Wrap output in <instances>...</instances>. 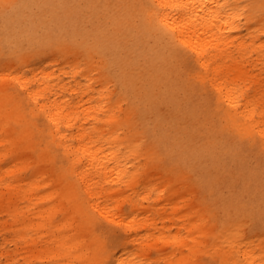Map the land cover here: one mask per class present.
Here are the masks:
<instances>
[{
	"label": "bare ground",
	"instance_id": "bare-ground-1",
	"mask_svg": "<svg viewBox=\"0 0 264 264\" xmlns=\"http://www.w3.org/2000/svg\"><path fill=\"white\" fill-rule=\"evenodd\" d=\"M122 7L132 18L121 31L122 39L133 46L151 41L158 57L161 51L162 56L173 57L174 64L182 66L188 86L206 93L235 133L253 140L264 151V77L251 75L246 68L249 63L264 69V0H126ZM1 44L12 53L23 48ZM35 54L34 59L20 60L31 62V77L16 67L7 69L10 62L0 64V215L5 216L1 227L14 230V241L26 239L30 229L37 232L23 247H36L35 254H30L33 259L58 251L68 264L73 259L83 264H106L110 259L112 264H133L123 257L126 253L115 255L134 241V234L124 232L127 240L114 238V253L104 250L98 232L92 230V238L87 237L74 215L55 222L53 207H37V190L50 188V197L60 199L59 205L67 202L72 211L79 208L80 193L83 202L106 196L121 198L124 190L136 195L138 185L144 188L139 193L141 200L152 188L162 194L167 187L157 186L159 178L148 172L153 148L135 134L132 109L123 106V99L109 104L106 80L96 78L100 88H95L88 73L81 83L76 80L77 66H72V84H57L59 91H68L71 101L60 98L55 96L58 92H49L52 72L45 70L43 55ZM117 61L111 73L115 66L120 67ZM5 80L17 81L21 106L9 94ZM30 80L35 87L31 88ZM9 98L13 105L7 102ZM167 180L173 186L172 179ZM173 194L179 196L177 190ZM24 201L29 206L20 209ZM100 202L94 201L93 206L115 219V213ZM31 214L42 222L33 224L28 219ZM187 220L188 235L197 245L202 242L198 237L208 234V217L195 209ZM65 225L69 229L61 233ZM107 229L111 236L114 229ZM226 230L214 243L221 258L229 264H264V244L259 247L251 238L244 241L246 236L236 229ZM44 237L52 246H38ZM175 238L181 241L179 236ZM186 258L181 255L178 264H185Z\"/></svg>",
	"mask_w": 264,
	"mask_h": 264
},
{
	"label": "rangeland",
	"instance_id": "rangeland-1",
	"mask_svg": "<svg viewBox=\"0 0 264 264\" xmlns=\"http://www.w3.org/2000/svg\"><path fill=\"white\" fill-rule=\"evenodd\" d=\"M123 1L0 0L1 43L11 49L23 47L12 53L0 43V64L10 62L12 66L7 69L16 67L19 73L31 77V62L20 60L42 54L45 70L52 72L49 92H58L55 96L70 101L68 91H59L57 84H72V66H77L76 80L81 83L88 73L95 88H100L96 78L106 80L109 104L122 98L123 106L132 109L135 134L153 148L149 175L159 178L157 186L167 187L159 195L152 188L144 200L139 198L144 190L141 185L136 186V195L124 190L121 198L106 196L91 202H83L80 193L79 208L73 211L67 202L59 205L60 199L50 197V188H40L37 207H53L55 222L74 215L87 237L96 230L104 250L113 253L117 245L114 238L127 240L124 232L134 234V241L115 255L126 253L123 257L128 263L176 264L181 255H186L185 264H229L216 253L214 245L227 228L244 234V241L251 238L259 247L264 244V151L253 140L237 135L206 93L188 86L182 66L175 65L173 57L162 56V51L158 57L151 41L133 46L122 39L121 31L132 20L130 11L122 7ZM59 46L64 50H57ZM254 57L253 53L248 61ZM114 60L120 67L115 66V73H111ZM246 68L249 74L264 77L261 64L248 63ZM5 82L19 104L22 91L17 81ZM29 85L35 87V81L30 80ZM12 98L7 100L9 105H13ZM167 178L172 179L173 186ZM175 190L178 197L173 194ZM94 201H101L100 205L116 218L102 215L100 207L93 206ZM26 206V201L19 205L20 209ZM195 209L208 217V234L199 236L202 242L197 245L188 235L187 220ZM28 217L33 224L42 222L34 214ZM3 218L0 215V221ZM107 227L114 229L112 237ZM68 229L65 225L61 233ZM26 233V239L14 241V230H3L0 223V264H68L58 251L33 259L30 254L36 247H23L37 232L30 229ZM38 246L52 244L44 237ZM113 262L110 259L106 264ZM71 264L83 263L73 259Z\"/></svg>",
	"mask_w": 264,
	"mask_h": 264
}]
</instances>
